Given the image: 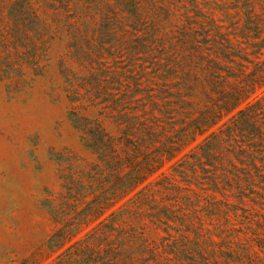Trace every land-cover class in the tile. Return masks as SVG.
<instances>
[{"label":"trees","instance_id":"16d2710c","mask_svg":"<svg viewBox=\"0 0 264 264\" xmlns=\"http://www.w3.org/2000/svg\"><path fill=\"white\" fill-rule=\"evenodd\" d=\"M18 1L15 49L48 52L53 33L69 38L79 66L66 75L71 115L94 159L58 160L63 199L49 206L58 228L45 251L22 264L51 257L46 264H168L172 254L174 264H209L187 233L163 236L161 250L148 243L137 219L164 231L176 220L195 229V218L181 214L180 205L200 197L191 187L200 184L198 167L226 163L228 179L227 168L238 169L235 155L246 164L243 171L258 170L245 145L264 152V94H257L264 87V52H240L232 32H223L197 0H43L53 12L51 34L33 6ZM231 2L224 9L240 10L231 16L232 27L243 21L249 31L264 23V0ZM244 61L253 64L251 71ZM92 108L95 116L83 112ZM192 144L173 163V177L161 171ZM158 173L161 179L153 181ZM156 192L169 202L153 204Z\"/></svg>","mask_w":264,"mask_h":264},{"label":"rangeland","instance_id":"374dc122","mask_svg":"<svg viewBox=\"0 0 264 264\" xmlns=\"http://www.w3.org/2000/svg\"><path fill=\"white\" fill-rule=\"evenodd\" d=\"M25 1L46 20L51 34L56 26L52 10L44 6L43 0ZM231 1L197 0L200 7L223 25V32H232L230 38L240 52H264V23L249 31L243 21L232 27L231 16L240 10L224 9L225 3L232 6ZM16 2L19 1L0 0V264H22L35 254L39 256L58 228L49 209L50 204H58L63 199L58 160H72L73 156L94 160L85 150L71 115L74 102L66 75L72 77L79 66L71 56L69 38L63 32L53 33L48 52H28L24 47L15 49L12 13L19 8ZM258 7L256 10L260 11ZM103 54L104 60L111 63L109 53ZM244 63L249 66L248 71L253 69L252 63ZM257 94L263 95L264 87ZM83 112L95 116L97 108ZM194 145L166 163L161 171L173 177V163ZM245 148L254 153L258 170L249 166L250 173L243 171L241 168L246 164L235 155L238 169L227 168L232 171L228 179L224 176L226 163L204 164L205 170L198 167L200 184L191 187L200 197L198 201L193 197L192 204L180 205L184 209L181 214L188 213L195 218L192 227L195 229L188 230L186 223L176 220L171 222V229L164 231L148 218L138 217L145 226L144 237L148 243L159 244L163 250V236L172 234L181 238L187 233L199 246L195 250H199L209 264H264V152L248 145ZM211 178H216L217 185ZM160 179V173L152 177L156 182ZM180 184L186 186L183 181ZM161 193L156 192L153 204L169 202ZM128 209L136 211L137 207L130 204ZM168 257V264H174L171 260L174 255Z\"/></svg>","mask_w":264,"mask_h":264}]
</instances>
